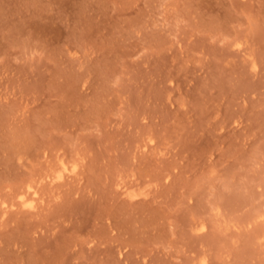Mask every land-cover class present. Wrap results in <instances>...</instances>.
I'll use <instances>...</instances> for the list:
<instances>
[{"label":"rangeland","instance_id":"rangeland-1","mask_svg":"<svg viewBox=\"0 0 264 264\" xmlns=\"http://www.w3.org/2000/svg\"><path fill=\"white\" fill-rule=\"evenodd\" d=\"M0 264H264V0H0Z\"/></svg>","mask_w":264,"mask_h":264},{"label":"bare ground","instance_id":"bare-ground-1","mask_svg":"<svg viewBox=\"0 0 264 264\" xmlns=\"http://www.w3.org/2000/svg\"><path fill=\"white\" fill-rule=\"evenodd\" d=\"M63 164H64V163H63ZM59 173H60V172H59ZM59 173H58V174H59ZM60 175H61V174H60ZM58 176H59V175H58ZM61 176H62V175H61ZM61 176H59L58 178H60ZM32 190H33V189H32ZM36 191H37V190H36ZM36 191H35V192H36ZM25 192H26V191H25ZM27 193H28V192H27ZM21 194H22V193H21ZM28 195H29V194H28ZM28 195H27V196H28ZM28 197H29V198H28ZM28 197L22 195V196H21V200H22V201H20V203H24V204H26V205L31 206V204H32V202H33L32 200H34V199H33L34 196L31 195V196H28ZM36 197H37V196H36ZM37 198H38V197H37ZM29 199H31V200H29ZM36 200H37V199H36ZM34 204H35V203H34ZM34 204H32V205H34ZM32 208H33V207H32Z\"/></svg>","mask_w":264,"mask_h":264}]
</instances>
